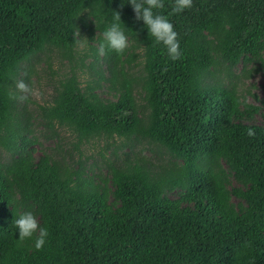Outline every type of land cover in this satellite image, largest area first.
<instances>
[{"label":"trees","instance_id":"1","mask_svg":"<svg viewBox=\"0 0 264 264\" xmlns=\"http://www.w3.org/2000/svg\"><path fill=\"white\" fill-rule=\"evenodd\" d=\"M172 6L155 11L177 60L128 0H0V264H264V98L240 87L264 75V0ZM116 12L128 47L101 53ZM42 61L56 79L40 103ZM94 139L121 144L105 176L85 166ZM25 211L48 229L39 250L12 224Z\"/></svg>","mask_w":264,"mask_h":264},{"label":"clouds","instance_id":"2","mask_svg":"<svg viewBox=\"0 0 264 264\" xmlns=\"http://www.w3.org/2000/svg\"><path fill=\"white\" fill-rule=\"evenodd\" d=\"M128 3L133 9L135 19L142 20L148 34L155 42L164 46L169 59L177 60L180 58L179 40L172 22L167 16L155 11L164 7V0H128ZM192 5L193 0H173L171 10L174 13L181 12L184 9L191 8ZM119 21L121 19L119 13L116 12L113 22L103 32V38L99 43V52L103 53L107 48L116 54H121L127 49L128 39ZM16 87L21 90L26 89L23 81H18ZM247 134L249 136L254 135L251 127L247 129ZM12 224L18 230V237L21 240L34 237L33 246L37 250L45 245L48 229L37 221L33 212L25 211L19 214L12 220Z\"/></svg>","mask_w":264,"mask_h":264},{"label":"rangeland","instance_id":"3","mask_svg":"<svg viewBox=\"0 0 264 264\" xmlns=\"http://www.w3.org/2000/svg\"><path fill=\"white\" fill-rule=\"evenodd\" d=\"M86 45L79 44L78 49L83 52L86 51ZM45 54L42 55L44 57ZM52 56H55V54L52 53ZM93 58L89 57L86 60V63L88 64ZM46 63L42 61V63L38 64L36 66L37 71L40 72L42 76L45 75L47 72V67L45 66ZM53 67L54 69H62L65 71H68L69 66H67V62L64 61L63 63H59L56 58L53 60ZM140 67H138L139 69ZM137 69V70H138ZM80 79L82 80L83 84L86 82V80H91L92 76L90 75V71L85 68L84 71L79 72ZM58 77V74H57ZM56 79V76L54 78H51L49 75H45L43 78L39 79V81H35L34 84L31 86L32 93L31 98L36 100L37 102L42 103L43 98H49L50 94L52 93V86L53 81ZM240 87L243 88L244 93L247 91V89H250V91L253 94H256L260 98H264V75L261 73H256L254 76H252L250 79H244L242 83L240 84ZM27 88V87H26ZM102 93V92H101ZM44 94V95H43ZM247 94V92H246ZM106 95V94H102ZM247 99L251 103L259 104L252 95L247 94ZM30 107H35V105L30 104ZM69 129L64 128L63 130H60V134L64 136V139L60 142L62 147L64 149H70L72 150V142L76 140V137L74 134L70 133ZM112 142V141H111ZM120 141L118 139L115 140V144H107V141L105 139H94L88 143H84L83 145V159L85 160V166L88 167L90 171H88L90 174H102L105 176L107 172V161L111 156V151L115 149L116 147H119ZM36 146V145H35ZM56 146V140L55 139H48L42 140V150H45L46 152L50 153L52 149ZM145 147L148 149L145 151L147 154H151L152 149H155V145L153 144H147L144 143L140 146V148ZM40 148V147H39ZM139 148V146H138ZM3 149L0 147V153H3ZM42 151L39 149L36 150V156L40 154ZM97 181L99 178H95Z\"/></svg>","mask_w":264,"mask_h":264}]
</instances>
